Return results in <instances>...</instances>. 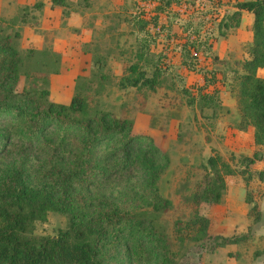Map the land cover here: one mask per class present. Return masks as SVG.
Wrapping results in <instances>:
<instances>
[{
    "label": "rangeland",
    "instance_id": "obj_1",
    "mask_svg": "<svg viewBox=\"0 0 264 264\" xmlns=\"http://www.w3.org/2000/svg\"><path fill=\"white\" fill-rule=\"evenodd\" d=\"M35 1L0 0V36L8 34L24 60L13 86L45 87L49 100L67 102L74 85L83 83L90 106L129 120L131 133L147 135L165 154L158 187L171 206L153 218L174 252L173 264H264V143H253L250 125L236 128L229 95L233 70L247 56L251 13L243 10L238 25L224 27L220 21L236 0H166L167 8L152 0H42L40 7ZM138 11L150 20L143 58L137 56L141 36L133 22ZM186 29L197 30L202 51H190L180 34ZM132 62L145 76L155 71L154 88L125 83L136 75L126 68ZM213 151L235 171L224 174L220 200L200 206L210 220L208 236L181 241L173 222L188 217L185 197L201 184ZM252 153V161L243 157ZM121 186L116 179L96 188L112 193ZM254 202L256 219L247 212ZM65 221L63 211H48L34 231L54 235ZM229 235L242 236L221 242Z\"/></svg>",
    "mask_w": 264,
    "mask_h": 264
},
{
    "label": "trees",
    "instance_id": "obj_2",
    "mask_svg": "<svg viewBox=\"0 0 264 264\" xmlns=\"http://www.w3.org/2000/svg\"><path fill=\"white\" fill-rule=\"evenodd\" d=\"M152 2L158 8L162 4L170 7L166 0ZM42 4V0L33 3L36 7ZM243 10L252 15L251 37L240 69L233 70L229 95L238 114L236 128L250 125L253 143L261 144L264 0L234 1L232 11L220 23L224 27L238 25ZM135 13L133 22L141 36L137 56L143 58L150 44L144 38L150 20L139 11ZM180 34L193 54L202 51L204 42L198 39L200 43H195L197 30H181ZM23 65L9 35L0 36V264H173L174 252L153 218L171 206L158 187L167 164L165 154L147 135L131 133L129 120L90 106L82 93L83 83L74 85L67 102L49 100L45 87L15 88ZM126 68L136 75L125 77V83L150 88L157 84L155 71L145 76L137 62ZM254 155L243 157L252 161ZM234 171L217 151L207 156L201 184L185 197L188 217L173 222L181 241L208 236L210 220L200 206L220 200L223 176ZM133 173L137 178L131 181ZM116 179L123 180L125 186L112 193L96 188ZM48 211H63L64 225L54 235L36 233L35 222L43 220ZM247 212L258 218L257 203ZM241 236L220 238L221 242H233Z\"/></svg>",
    "mask_w": 264,
    "mask_h": 264
}]
</instances>
